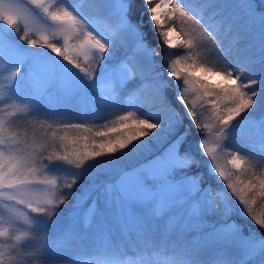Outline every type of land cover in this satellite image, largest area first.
Returning a JSON list of instances; mask_svg holds the SVG:
<instances>
[{
	"label": "snow or ice",
	"instance_id": "snow-or-ice-1",
	"mask_svg": "<svg viewBox=\"0 0 264 264\" xmlns=\"http://www.w3.org/2000/svg\"><path fill=\"white\" fill-rule=\"evenodd\" d=\"M84 3L0 0V264H264V0Z\"/></svg>",
	"mask_w": 264,
	"mask_h": 264
},
{
	"label": "rangeland",
	"instance_id": "rangeland-1",
	"mask_svg": "<svg viewBox=\"0 0 264 264\" xmlns=\"http://www.w3.org/2000/svg\"><path fill=\"white\" fill-rule=\"evenodd\" d=\"M84 8L87 9V0H85ZM179 30V29H177ZM8 37H6L7 39ZM12 39L16 38V34L11 36ZM162 53H166V51L162 48ZM119 55V53H117ZM81 104H86V101H80ZM179 108V105H176ZM154 110V109H151ZM182 111V109H181ZM207 112H205V116ZM79 122V121H77ZM187 123V121H185ZM63 134V133H62ZM79 133L76 132H69L70 136L78 135ZM167 136L163 133L160 134L159 140L148 141V138H145L147 142V148L153 151L156 150L158 147H163L164 142L166 141ZM229 157L227 155L221 153L218 158V162L221 165H225ZM202 161L201 167L202 170H206V165L209 163V158L207 157H200ZM131 162V161H130ZM205 179L207 181L208 177L207 174L205 175ZM83 184L77 187L76 191L79 192ZM216 187H222L217 185ZM259 209L257 211H261L260 208L263 206L260 201L258 202ZM83 207H87L85 204ZM73 207L72 201H70L67 205L61 208L59 214L52 220L50 225L48 226L47 232L50 237V241L53 244L54 255L58 258H66L65 260L71 262V258L76 257L82 253H86L91 250L93 246V234L95 233L96 229L95 226H89L88 228L83 227L77 217L72 215ZM244 223L248 226H251L259 232V229L255 227L250 221H244ZM21 230H25L23 225H19ZM64 233H67L65 236ZM191 239V237H189ZM35 243L32 241L26 242L25 251H30L35 247Z\"/></svg>",
	"mask_w": 264,
	"mask_h": 264
},
{
	"label": "trees",
	"instance_id": "trees-1",
	"mask_svg": "<svg viewBox=\"0 0 264 264\" xmlns=\"http://www.w3.org/2000/svg\"><path fill=\"white\" fill-rule=\"evenodd\" d=\"M144 19L145 20H147V15H145V17H144ZM149 38L152 40V42H153V44H155L157 41H156V39L154 38V34L153 33H151V32H149ZM166 52H167V50L166 49H164ZM161 51H163V50H161ZM201 170H202V167H201ZM261 202V203H263L262 205V207L260 208V210L261 211H264V201H262V200H259L258 199V202ZM70 202V201H69ZM258 209H259V205H258V207H257ZM256 228H258L257 226H255ZM133 254L131 253V252H129V256H132ZM61 260H65L66 258H60Z\"/></svg>",
	"mask_w": 264,
	"mask_h": 264
}]
</instances>
